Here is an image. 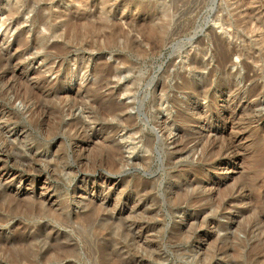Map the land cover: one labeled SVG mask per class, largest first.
<instances>
[{"label":"rangeland","instance_id":"rangeland-1","mask_svg":"<svg viewBox=\"0 0 264 264\" xmlns=\"http://www.w3.org/2000/svg\"><path fill=\"white\" fill-rule=\"evenodd\" d=\"M0 264H264V0H0Z\"/></svg>","mask_w":264,"mask_h":264},{"label":"bare ground","instance_id":"bare-ground-1","mask_svg":"<svg viewBox=\"0 0 264 264\" xmlns=\"http://www.w3.org/2000/svg\"><path fill=\"white\" fill-rule=\"evenodd\" d=\"M5 14V13H4ZM43 18V17H42ZM41 19V18H40ZM57 30H59V29H57ZM56 32V31H55ZM58 32V31H57ZM58 34V33H57ZM61 34V33H60ZM59 36V35H58ZM61 36V35H60ZM59 38V37H58ZM6 40V39H5ZM219 40V39H218ZM28 45V44H27ZM33 45V44H32ZM233 45V44H232ZM7 51V50H6ZM241 51V49H239V48H237V47H235V46H233V47H228V48H226V50L224 51V53H223V59H224V61H225V63H233V60L231 59V55L232 54H234V53H238V52H240ZM245 52V51H244ZM251 53V52H250ZM253 53V52H252ZM239 54V53H238ZM249 54V53H248ZM256 54V53H255ZM222 55V54H221ZM252 55H247V57H251ZM255 57V56H254ZM14 58V57H13ZM252 58V57H251ZM11 60V59H10ZM19 62V61H18ZM218 62V61H217ZM223 62V61H222ZM58 63V62H57ZM224 65V64H223ZM58 66V65H57ZM224 66H227V64L226 65H224ZM13 67V66H12ZM57 69V68H56ZM58 70V69H57ZM56 71V70H55ZM27 72V71H26ZM10 75V74H9ZM19 77V76H18ZM41 81V80H40ZM28 83V82H27ZM35 83V82H34ZM45 83H46V81H45ZM30 84H31V82H30ZM35 88V87H34ZM13 89V88H12ZM15 96V95H14ZM118 114V113H117ZM117 117V116H116ZM167 118V117H166ZM131 122V121H130ZM133 122V121H132ZM70 123V122H69ZM162 130V129H161ZM118 141V140H117ZM235 144V143H234ZM172 145V144H171ZM131 155V154H130ZM116 158V157H115ZM118 158V157H117ZM34 160V159H33ZM106 161V160H105ZM7 177V176H6ZM8 192V191H7Z\"/></svg>","mask_w":264,"mask_h":264}]
</instances>
